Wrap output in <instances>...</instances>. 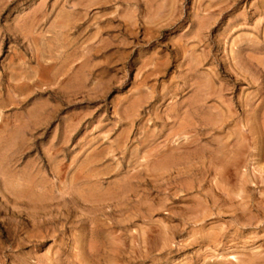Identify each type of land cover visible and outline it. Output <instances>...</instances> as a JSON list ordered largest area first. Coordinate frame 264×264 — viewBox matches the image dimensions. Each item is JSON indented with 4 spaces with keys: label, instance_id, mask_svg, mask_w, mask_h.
Segmentation results:
<instances>
[{
    "label": "rangeland",
    "instance_id": "374dc122",
    "mask_svg": "<svg viewBox=\"0 0 264 264\" xmlns=\"http://www.w3.org/2000/svg\"><path fill=\"white\" fill-rule=\"evenodd\" d=\"M0 264H264V0H0Z\"/></svg>",
    "mask_w": 264,
    "mask_h": 264
},
{
    "label": "bare ground",
    "instance_id": "6f19581e",
    "mask_svg": "<svg viewBox=\"0 0 264 264\" xmlns=\"http://www.w3.org/2000/svg\"><path fill=\"white\" fill-rule=\"evenodd\" d=\"M173 1V0H172ZM201 29V28H200ZM248 35V34H247ZM229 104V103H228ZM229 108V107H228ZM186 121V120H185ZM153 158V157H152ZM94 165V164H93ZM227 165V164H226ZM236 165V164H235ZM131 185V184H130ZM105 199V198H104ZM98 200V199H97ZM231 201V200H230ZM245 207V206H244Z\"/></svg>",
    "mask_w": 264,
    "mask_h": 264
}]
</instances>
